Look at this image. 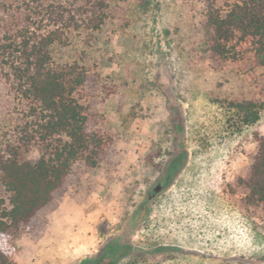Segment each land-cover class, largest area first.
I'll use <instances>...</instances> for the list:
<instances>
[{"label": "rangeland", "instance_id": "1", "mask_svg": "<svg viewBox=\"0 0 264 264\" xmlns=\"http://www.w3.org/2000/svg\"><path fill=\"white\" fill-rule=\"evenodd\" d=\"M103 1L98 29L86 6L50 50L55 67L86 73L80 103L110 149L21 227L11 264H264V206L238 184L254 133L264 136V105L251 126L229 121L225 106L258 91L264 103L263 68L209 50L206 0ZM5 98L0 149L43 154L28 106L14 89Z\"/></svg>", "mask_w": 264, "mask_h": 264}, {"label": "trees", "instance_id": "2", "mask_svg": "<svg viewBox=\"0 0 264 264\" xmlns=\"http://www.w3.org/2000/svg\"><path fill=\"white\" fill-rule=\"evenodd\" d=\"M83 1L0 0V111L7 106L6 91L14 89L28 106V135L35 132L46 148L29 160H21L13 146L0 149V186L6 193L0 198V264H11L12 238L52 201L55 192L74 182L77 166L95 165L99 154L110 149L111 138L97 132L96 118L80 103L86 73L75 65L66 71L52 63L51 47L63 43L66 31L86 20V6H92L95 15L88 26L98 29L103 22L104 1ZM206 1L209 50L225 62H249V72L253 67L264 70V0ZM262 97L258 91L227 101L229 121L256 124ZM254 135L257 147L238 184L246 190V203L264 206V136Z\"/></svg>", "mask_w": 264, "mask_h": 264}, {"label": "flooded vegetation", "instance_id": "3", "mask_svg": "<svg viewBox=\"0 0 264 264\" xmlns=\"http://www.w3.org/2000/svg\"><path fill=\"white\" fill-rule=\"evenodd\" d=\"M162 187H163V183H162V182H159V183L155 186V188H158L159 191L162 189Z\"/></svg>", "mask_w": 264, "mask_h": 264}, {"label": "water", "instance_id": "4", "mask_svg": "<svg viewBox=\"0 0 264 264\" xmlns=\"http://www.w3.org/2000/svg\"><path fill=\"white\" fill-rule=\"evenodd\" d=\"M153 190H154V192H158L159 191L158 188H154Z\"/></svg>", "mask_w": 264, "mask_h": 264}]
</instances>
